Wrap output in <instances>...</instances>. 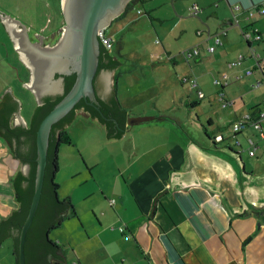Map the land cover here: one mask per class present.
Returning a JSON list of instances; mask_svg holds the SVG:
<instances>
[{
	"label": "crops",
	"instance_id": "crops-1",
	"mask_svg": "<svg viewBox=\"0 0 264 264\" xmlns=\"http://www.w3.org/2000/svg\"><path fill=\"white\" fill-rule=\"evenodd\" d=\"M193 1L190 6L203 7L201 15L181 16L174 7L178 17L175 27L164 33L154 28L162 50L147 54L145 62H141L139 79L144 85L135 92L127 93L133 89L120 87L121 80L124 85L127 82L124 73L128 70L123 69L113 47L109 50L118 62L111 71L113 96L126 110L127 118L150 119L132 126L126 119L128 128L121 138H115L129 136L125 148L130 160L123 169L119 167V174L129 177L122 176L125 188L119 193L120 202L108 201L107 206L99 202L90 208L95 215L86 236L89 243L95 241L99 264H264V119L260 130L247 126L229 134L235 139L234 145L227 142L225 134L235 120L256 115L263 103L264 14L248 17V10L264 9V0H218L214 10L210 9L212 0ZM220 1L224 2L223 14L218 10ZM4 28L8 36L5 25ZM243 31L251 32V37L245 38ZM206 32L219 36L222 42L213 52L207 49L213 39L206 38ZM254 32L261 35L260 39L253 38ZM186 35L191 39L179 48L173 44ZM10 45L8 48L0 36V101L10 84L11 96L19 97L18 115L28 127L37 100L23 84L29 77L28 68L17 56L16 62L10 61L11 56L18 55L12 41ZM190 47H197L199 55L187 60L182 51ZM162 52L171 57L158 61ZM240 56L239 65H229ZM246 70L251 73L235 79ZM217 74L228 85L212 86L217 85L213 82ZM185 76L195 77L197 87L204 93L201 99L192 93L194 100L189 106L198 105L200 115L194 109L197 120L210 123L207 125L211 128V132L202 129L197 139L180 129L186 118L192 120V114L174 112L188 95L187 89L186 94L184 88L180 91L179 84L196 92L181 81ZM220 92L226 100H232L231 105H221ZM203 99L206 104H201ZM78 114L89 117L83 110H77ZM92 121L99 124L96 119ZM134 131L144 133L142 141L133 142ZM205 133L212 140L222 135L225 141L212 148V140L208 141ZM19 169V159L0 133V220L17 207L11 179ZM99 190L106 199L108 192ZM72 217L67 214L64 220ZM75 217L80 219L77 213ZM79 222L84 228L81 219ZM6 239L11 245L6 247L5 258L7 264H14L12 238ZM52 241L66 251L60 238ZM50 261L61 262L55 257ZM73 264L85 263L78 257Z\"/></svg>",
	"mask_w": 264,
	"mask_h": 264
},
{
	"label": "water",
	"instance_id": "water-1",
	"mask_svg": "<svg viewBox=\"0 0 264 264\" xmlns=\"http://www.w3.org/2000/svg\"><path fill=\"white\" fill-rule=\"evenodd\" d=\"M131 0H60L64 19L62 31L50 44L31 42L21 22L0 10L18 56L28 68L23 84L37 100L27 127L18 115L19 97L11 96V85L0 101V133L20 156L14 183L21 209L0 222V240L14 237L16 264H49L51 257L66 262V251L46 236L50 222L69 205L61 202L52 180V159L56 154L59 130L76 115V107L88 109L105 124L106 136L121 138L125 112L114 99L111 71L118 64L107 54L98 38ZM150 117H129L132 126Z\"/></svg>",
	"mask_w": 264,
	"mask_h": 264
},
{
	"label": "rangeland",
	"instance_id": "rangeland-1",
	"mask_svg": "<svg viewBox=\"0 0 264 264\" xmlns=\"http://www.w3.org/2000/svg\"><path fill=\"white\" fill-rule=\"evenodd\" d=\"M57 1L0 0V10L13 18L16 17L22 23H30L33 17L36 22L45 25V22L50 17L53 19L57 15V20L61 18V12L59 13L58 11L60 3L58 7ZM217 1L212 0L211 10L217 7ZM193 2V0H136L124 14L107 26V32L113 39L112 51L121 58L123 69L128 70L124 73L126 84L122 83L123 80L120 81V87L128 86L133 89L127 91V93L135 92L136 89L144 85L139 79L141 62H145L147 54L158 51L153 49L154 40L157 38L154 28L164 33L165 30L175 27L178 17L173 12L174 7L181 16L189 17L188 6ZM219 4V14H223L225 9L224 2L220 1ZM199 7L203 11V7ZM202 11L199 12V15H201ZM1 23L3 22L0 19L2 42L10 48L12 39L9 35L8 38L5 33L4 23L3 27ZM211 28L213 29V26ZM215 28L217 27L215 26ZM188 36H183L179 42L175 40L173 44L179 48V45L181 46L184 42L191 39ZM16 56L20 59L18 55H13L10 57V61L16 62ZM138 59H141V61H138ZM161 60L159 59L158 61ZM163 65L169 66L170 69L173 68L171 64L163 63ZM220 76L217 74L216 79H220ZM212 86L220 87L219 85ZM179 87L180 91L184 88L183 93L186 94L188 92V95L185 96L183 103L175 106L174 112L178 114L181 111H185L187 112L186 115L188 113L192 114V120L186 118L185 123L180 128L181 131L184 134L193 135L196 139L200 136L199 132H202L203 126L211 132V128L207 126L206 122L197 120L194 109L200 115L198 105L195 108L189 106L191 105L190 101L194 100V97L191 96L192 93L197 94V92H191L186 86L180 84ZM25 93L29 95L28 91ZM206 103V99L201 102V104ZM216 107L219 108L220 106L216 105ZM135 127L139 126L136 125ZM66 129L72 138V143L68 145L61 144L57 147V170L54 174V183L58 184L57 196L59 200L62 201L67 197L71 199L77 216L84 224V228H81L80 219L73 216L64 220L60 227L48 231L47 238L51 241L52 238H60V242L65 245L66 259L69 264L77 262L78 257L85 264H99L101 259L94 252L97 248L95 241L89 243L86 236V232L90 230L91 221L95 215L90 208L99 202L105 206H107L108 201L111 203V200L114 201L116 199L118 203L120 202L121 195L119 193L125 188L122 176H127V179L129 177L126 174L120 175L119 167L123 169L130 160L128 149L125 148L127 143L125 141L129 143V136L120 140L109 138L106 136L105 128L100 123L93 124L90 117L82 114L75 115L74 119L67 124ZM232 132L230 125V129L225 130V134H227L226 140L230 143L233 142L231 144L234 145L235 139L232 137L233 135H229ZM131 137H133V142L142 141L144 133L134 131L131 133ZM247 157L250 158L249 156ZM99 187L108 192L106 199L100 195ZM127 198L130 201V197L128 196ZM9 245L11 243L8 239H5L0 250V264H7L5 254L6 247H9ZM60 264H66V262L61 261Z\"/></svg>",
	"mask_w": 264,
	"mask_h": 264
},
{
	"label": "built area",
	"instance_id": "built-area-1",
	"mask_svg": "<svg viewBox=\"0 0 264 264\" xmlns=\"http://www.w3.org/2000/svg\"><path fill=\"white\" fill-rule=\"evenodd\" d=\"M235 8H238L237 5H234ZM189 13L191 15H198L199 12L202 11V9L194 4L192 6L189 7ZM255 14H264V9L263 8H258V7H252L251 9L248 10V17H251V16H254ZM98 38L101 42V44L103 45V47L106 49V50H110L112 47H113V39L111 38V36L108 34L107 32V27L105 28H101L98 30ZM242 35L245 37V38H250L251 37V32H248V31H243L242 32ZM261 35L258 34L257 32H254L253 33V38L258 40L260 39ZM206 38H212L213 39V44L209 45L207 47L208 51L209 52H213L215 50V46H218V45H221L222 42L219 38V36H216V35H210V34H206ZM153 49H156V50H162V44L161 42L159 41V39H156L153 43ZM182 54L184 55V57L187 59V60H190V59H194L196 58L198 55H199V49L197 47H190V48H187V49H184L182 51ZM169 57L170 55H167L165 53L162 52L161 56L159 59H162L163 57ZM171 57V56H170ZM242 61V56H240L238 59L234 60V61H231L230 62V66H237L241 63ZM251 71L250 70H246L244 72V74H237L235 76V79H241L244 75H248L250 74ZM181 81L183 83H187L189 84L190 88L191 89H197L198 91V97H201L203 95V93L201 91H199V89L197 88L198 84H197V79L193 76H185V77H182L181 78ZM213 82L217 85H221V86H226L228 85V81L227 80H220V79H214ZM220 99H221V105L223 107L227 106V105H231L232 104V100H226L224 98V93L223 92H220ZM264 119V99H263V103L262 105L260 106V108L258 109V112H257V115L255 118H251L249 115L243 117V118H240L238 120H235L232 125H231V129L234 133L236 132H239L241 131L243 128L247 127V126H251L253 127L254 129L256 130H260L261 129V121ZM262 137H264V135L261 133ZM221 139V136H217L215 138L216 141H219ZM237 144H240L239 141L237 140L236 141ZM250 153L252 154L253 153V149H250ZM114 201L111 200V203H113ZM121 231H123V229L121 228Z\"/></svg>",
	"mask_w": 264,
	"mask_h": 264
},
{
	"label": "trees",
	"instance_id": "trees-1",
	"mask_svg": "<svg viewBox=\"0 0 264 264\" xmlns=\"http://www.w3.org/2000/svg\"><path fill=\"white\" fill-rule=\"evenodd\" d=\"M134 1H136V0H131L128 4H127V6H126V8H125V10L122 12V14H124L129 8H130V6H131V4L134 2ZM58 2V7H59V3H60V0H58L57 1ZM58 11H59V13H60V7L58 8ZM122 14H120L119 16H117L115 19H117V18H119ZM114 19V20H115ZM113 20V21H114ZM105 49V48H104ZM106 50V49H105ZM107 54H108V51H107ZM109 55V54H108ZM110 56V55H109ZM111 58H113L112 56H110ZM114 59V58H113ZM115 60V59H114ZM198 88V87H197ZM195 89V88H194ZM199 89V88H198ZM196 90V92H197V96H198V91H197V89H195ZM199 91H201V90H199ZM202 92V91H201ZM203 93V92H202ZM204 97V93H203V95L201 96V97H199L200 99L201 98H203ZM114 99H115V101H116V103H117V105H118V107H119V109L121 110V111H123V112H125V118H124V131L128 128V126H127V123H126V119H127V116H128V114H127V112H126V110L122 107V105L119 103V101H118V99L116 98V97H114ZM35 106H36V104H34V108H33V111H34V109H35ZM77 109H81L80 107H76V110ZM85 112H87L88 113V115H89V117L91 118V119H95L92 115H91V113L89 112V110L88 109H83ZM256 110H257V108H256ZM257 112H258V110H257ZM257 112H256V115H257ZM33 113V112H32ZM167 115H168V113H167ZM256 115H254V114H250L249 116L252 118H255L256 117ZM32 116V115H31ZM101 125H103V127L105 128V124L104 123H102L99 119H96ZM207 123V122H206ZM208 125L210 124V123H207ZM207 125V126H208ZM231 125H232V123H231ZM30 126V125H29ZM28 126V127H29ZM66 126V125H65ZM65 126L64 127H62L60 130H59V133H58V137H57V141H56V151H57V147L59 146V145H61V144H65V145H68V144H71L72 143V138H71V136H70V134L68 133V131H67V129L65 128ZM203 129L204 130H206V127L205 126H203ZM105 130H106V128H105ZM124 133V132H123ZM3 136V135H2ZM205 136H206V138H207V140L208 141H211L212 139L210 138V136H209V134L208 133H205ZM221 136V139L219 140V141H216V140H212L211 141V143H210V146L212 147V148H218V144H220V143H222V142H224L225 141V139H224V137L222 136V135H220ZM4 137V136H3ZM5 138V137H4ZM109 138H114V137H109ZM6 139V138H5ZM8 141V140H7ZM9 142V141H8ZM9 144H10V142H9ZM229 149L230 148H232L231 147V144H229ZM11 150L13 151V153L15 154V152H14V150L12 149V147H11ZM15 156L19 159V161H20V156L19 155H16L15 154ZM52 162H53V169H52V175H51V177H52V180H53V182H54V174H55V172H56V170H57V163H56V154H55V156L53 157V159H52ZM90 170V169H89ZM18 172V171H17ZM17 172L13 175V177H12V181H11V185H12V188H13V193H14V199H15V202L17 203V207L15 208V209H21L22 208V203H21V201L18 199V195H17V191H16V187H15V183H14V178H15V176H16V174H17ZM55 185H56V187H55V191H56V193H57V188H58V184H56V183H54ZM68 198V197H67ZM67 198H64L61 202H65L66 200H67ZM15 209H13L12 210V212L15 210ZM68 211V213H66ZM12 212L9 214V215H11L12 214ZM67 214H68V216H71V215H73V216H76V212H75V209H74V207H73V204H72V202H71V200H70V198H69V205H68V207H67V209H66V211L59 217V218H57V219H55V220H53L52 222H50L49 223V225H48V227H47V231H46V234H47V232L48 231H50L51 229H53V228H56V227H58L59 225H60V223L67 217ZM8 215V216H9ZM7 216V217H8ZM7 217H5V218H3V219H6ZM2 220V219H1ZM1 220H0V222H1ZM47 236V235H46ZM12 238V246H11V254H12V257L14 258V262H15V264L17 263V252H16V248H15V244H14V237L12 236V234H8V235H6L5 237H3L1 240H0V244L6 239V238ZM55 243V242H54ZM56 245H58L60 248H62L63 249V247L62 246H60L59 244H57V243H55ZM58 260V259H57ZM52 262L50 261L49 262V264H51ZM52 264H57V263H52Z\"/></svg>",
	"mask_w": 264,
	"mask_h": 264
},
{
	"label": "flooded vegetation",
	"instance_id": "flooded-vegetation-1",
	"mask_svg": "<svg viewBox=\"0 0 264 264\" xmlns=\"http://www.w3.org/2000/svg\"><path fill=\"white\" fill-rule=\"evenodd\" d=\"M60 12H61V9H60ZM57 19H58L57 15L53 19L50 17L49 20L45 22V25H42L36 22L33 17L31 18V22H30L31 24L30 23L27 24L25 22L22 23L21 20L20 22L22 26L25 28L26 34L31 42H35V43L39 42L38 38L35 35L37 34L42 37L41 44L45 45L48 42L52 44L58 37L59 33L62 31V27L64 25V19H63L62 13H61V18L59 20ZM107 51L109 54V50ZM77 110H83V109H77ZM83 112L85 111L83 110Z\"/></svg>",
	"mask_w": 264,
	"mask_h": 264
}]
</instances>
